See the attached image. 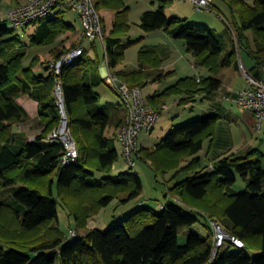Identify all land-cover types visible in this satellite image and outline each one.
I'll return each mask as SVG.
<instances>
[{"label":"trees","instance_id":"16d2710c","mask_svg":"<svg viewBox=\"0 0 264 264\" xmlns=\"http://www.w3.org/2000/svg\"><path fill=\"white\" fill-rule=\"evenodd\" d=\"M172 1L156 0L155 10L141 14V28L145 33L162 30L172 38L183 39L195 64L206 68L209 74L179 78L148 95L147 103L158 113L173 96L180 97V103L197 96L210 98L221 86L219 72L238 66L233 40L230 50L223 55L226 48L215 29L165 15L164 9ZM224 1L235 16L229 22L238 36L240 49L255 60L249 71L258 75L264 58V0H255L252 6L245 0ZM95 7L97 11L107 9L114 13L110 29L105 31L102 25L104 45L98 38L89 41L84 53L63 65L60 74H55L50 63L43 66L37 55L25 66L24 45L18 36H10L7 21L0 17V190H11L0 198V264H55L57 258L61 264H264V154L258 149L245 156L225 154L213 164V170L203 172L207 165L201 163L198 152L215 133L220 118L216 114L190 120L172 129L153 147L137 150L136 154L159 174L190 173L168 189L167 196L171 198L160 206L159 212L142 206L104 231L87 227L88 220L113 200L125 204L142 193V181L135 171L109 175L118 153L116 135L106 136L105 131L111 125L117 129L123 123L124 112L121 113L120 107L124 104L113 107L99 103L96 88L105 83L99 75L105 54L108 68L131 88L142 89L174 73L162 69L170 55L165 44L140 47L137 69H116L124 60L126 49L136 42L123 41L130 30L129 6L125 0H95ZM63 12L60 10L40 22L30 36V44L49 46L74 30L64 20ZM247 29L254 31L253 46L246 37ZM74 46L52 51H56L54 55L58 58ZM37 65L47 74L34 72ZM58 80L67 128L79 152L69 164L61 162L64 154L61 142L44 141L61 120L55 94ZM23 94L38 102L44 128L34 140L13 152L7 143L13 124L26 118L16 102ZM98 173L103 176H97ZM237 174L246 185L239 193L232 189ZM55 183L58 199L73 217L75 229L83 230L72 239L57 224ZM199 216L205 220L207 235L191 232L186 242L179 244V228L191 226L199 221ZM211 221L220 223L226 233L242 240L244 246L225 243L213 254ZM247 251L259 254L250 256Z\"/></svg>","mask_w":264,"mask_h":264},{"label":"rangeland","instance_id":"374dc122","mask_svg":"<svg viewBox=\"0 0 264 264\" xmlns=\"http://www.w3.org/2000/svg\"><path fill=\"white\" fill-rule=\"evenodd\" d=\"M152 1L153 0H125L126 5L129 6L128 20L130 23V30L128 34L123 37V41L124 42L136 41L133 44H131L125 51L126 61L128 62V65L126 66L127 69L131 70L137 66V52L140 47L154 44V42L155 43L159 42L157 41L158 38L156 36H153L151 38H147L146 36L144 37L145 32L140 26L141 14L147 10H155L156 8V3H152ZM173 2L175 4L174 5L175 8H179V9L192 8L191 6L192 4H190L189 2H180L178 0H173L170 5H172ZM62 9L64 10L63 12L64 20L67 23L72 24L75 27V29L72 31L71 30L67 31L65 34L61 35L52 45L49 46L31 45L30 36L35 32L40 22L46 21L48 18L53 17L55 14L59 13V11ZM98 11L100 17H102L101 32L103 34L102 25L105 28V31H108L112 25L114 13L113 11L107 9H101ZM166 13L168 15L171 14L168 8L166 10ZM48 16L43 17L42 19L37 20L23 28H15V27L12 28L8 22L5 23L11 29L10 36L13 35L18 36L20 41L25 47L26 57L23 61L25 66H27L30 63V60L36 55L39 56L40 61L44 62L43 66H45L46 63H50L51 61L57 59L54 55V53L57 50H61V51L65 50L71 47L73 44H76L77 46L78 44L81 43L86 49L89 47L90 44L89 41L87 40L81 41L82 39L80 34L81 22L74 11L66 8L64 5H59ZM189 23L195 24L191 20L189 21ZM196 25L200 26L199 24ZM231 27L233 28L231 30L232 32L231 35L237 47L236 57L241 71V74L240 73L236 74L234 82L236 87L238 86L241 87V85L243 86L245 83V76L240 67V64L242 67H244V69L245 67L249 69L250 67L253 66L255 60L246 51H242V49H240L238 36L234 32V27L233 26ZM245 34L249 41V44L253 46V39H254L253 29H247L245 31ZM142 36L143 38L141 39L140 37ZM224 38L226 39L227 42H229L230 40L229 36L225 34ZM174 41L176 42L172 44V47L174 48L175 55L177 56H174V60H173L175 62V65L173 67H170L175 70L173 75L163 81L149 83L147 86H145L146 88L143 87L141 89L143 98H146V96L153 94V92H159L164 88L174 84L179 78L185 76H193L196 74H201L204 77L209 74L206 68L199 67L196 64H192L193 63L192 55L185 50L183 39L177 38ZM74 47H72L71 49H73ZM52 49H55L56 51L53 52ZM192 65H194L195 68ZM39 69H42V67H39ZM35 72L39 73L38 68L35 70ZM97 91L100 94V100H99L100 104H106L107 102L111 104V106H118L123 104L121 98L109 86L102 84L98 87ZM57 93L58 91L56 90L55 94ZM179 98L180 97L178 96H173L167 100L165 109L159 113L158 121L151 132L142 131L139 133L137 137V150L142 147L143 148L153 147L160 139H162L172 129L179 127L190 120L207 116L205 115V113L208 112L209 109L214 110L216 112V102L213 98H203L201 96H197L193 100L188 101L187 103L186 102L180 103ZM227 105L232 108V115H233L232 124L236 127V131L238 132L239 129L242 130L244 135H248V138H252L254 141L257 142V144L260 141H263V145L261 143V148H262L261 150H264V129L257 133L253 126V129L251 128V132L248 133L247 124L242 117L243 115L242 111L244 108L239 106L238 104H235L234 102L228 103ZM120 110L121 113L124 112V121H125L126 118L125 106L124 105L121 106ZM61 122L62 120H60L59 125L61 124ZM123 123L118 127V129L123 125ZM114 130L115 129L112 125L108 127L107 130L105 131L106 136H109ZM250 134H252L253 137ZM238 138H240V136L237 135V139ZM116 149L118 153V159L116 163H118V165L121 164L125 167V169L121 170L122 172L132 170L138 173L142 181V193L139 197L125 204H120L117 199L113 200L107 206L103 207L94 217L90 218L89 219L90 222L88 220V222L90 223L87 224L88 228H90L91 226L92 228H97L100 229L101 231H104L112 223L124 220L126 217L131 215L133 212H135L138 208L142 206H146L156 212H159L161 209L160 206L163 203H166V201L169 198H171L170 196L169 197L167 196L168 189L178 181L183 180L188 176H190V173L187 172H181L176 176H174L173 171L159 174L150 165L148 161L140 158L137 154H134L133 156L134 166L131 167L125 161L124 156L122 155V149L120 147V144L117 142H116ZM198 155L203 156V154H200V152L198 153ZM186 162L187 159L183 162V164H185ZM121 171L112 170L109 175H115ZM97 176H103V174L98 173ZM232 189L235 190V192L237 193L243 192L246 189L245 182L238 174L236 175V181L233 184ZM10 192H11L10 188L7 189L5 188L0 190V198L9 195ZM53 197L57 199L56 210H57L58 227L67 236L68 230L70 228L75 229L74 221H73V217L69 214L68 210L63 207V205L60 203L58 199L56 183L53 185ZM218 224L220 225L221 229H223L222 225L220 223ZM82 232H83L82 229L80 230L77 229V233L81 234ZM191 232L207 235L208 228L205 226V220L203 217L199 216V221L195 222L191 226L179 228L178 243L184 244L186 242L187 235ZM66 242L67 241L65 240V243ZM231 249L235 250V247L232 246ZM247 253L250 256H256L257 254H259V252H255V251H247ZM55 264H61L59 258L55 260Z\"/></svg>","mask_w":264,"mask_h":264},{"label":"built area","instance_id":"2783aa9c","mask_svg":"<svg viewBox=\"0 0 264 264\" xmlns=\"http://www.w3.org/2000/svg\"><path fill=\"white\" fill-rule=\"evenodd\" d=\"M197 7L206 10L213 8V0H188ZM59 5L74 11L81 22V41H93L100 39L104 45L103 34L101 32V17L95 7L94 0H25L19 6H16L6 13L7 21L15 28H23L43 17L48 16ZM62 11H64L62 9ZM2 18V17H1ZM3 19V18H2ZM85 47L80 43L73 49L67 51L57 59L50 62L55 74H60L61 67L72 63L77 57L84 53ZM103 64L107 71L103 74V79L113 91H116L121 98L125 109L126 118L123 125L117 131V139L122 149V155L126 162L133 167V156L137 152V137L140 132H151L159 117L157 110L151 108L145 98L142 96L141 89L138 87L130 88L124 82H121L117 75L108 68V57L105 54ZM240 67L245 76L244 86L237 91L235 102L246 110L253 113L255 117L254 129L260 131L264 121V60L259 67V74L255 75L247 69ZM56 104L59 107L61 115V124L52 129L44 141L61 142L64 146V154L61 157L62 164H69L78 157V148L74 139L70 136L67 128V117L64 110L61 84L58 80L55 85ZM213 229V246L215 254L219 247L226 242H230L236 247H243V242L221 229L215 221H211ZM76 229H69L67 237L72 239L77 237Z\"/></svg>","mask_w":264,"mask_h":264},{"label":"crops","instance_id":"0c3cea01","mask_svg":"<svg viewBox=\"0 0 264 264\" xmlns=\"http://www.w3.org/2000/svg\"><path fill=\"white\" fill-rule=\"evenodd\" d=\"M178 1L189 2L190 4H192L191 5L192 8H186V9L175 8L174 7L175 4L173 2L172 5H168L164 9L165 15L168 18L179 17L187 20L188 22L191 20L195 24L204 25L215 29L222 39L223 46L226 48V50L223 52V55L226 54V52L230 50L231 43L233 40L231 35L232 33L231 30L233 28L231 27L232 24L229 22V20H235V16L232 14L227 3L224 0H213V8L211 10H206L197 7L193 2L188 0H178ZM254 1L255 0H245V2L250 6L254 4ZM24 2L25 0H0V17H2L5 21H7L6 19L7 11L16 6L23 4ZM152 3H156V0H153ZM156 8H157V3H156ZM167 8L170 10L171 13L169 15L166 13ZM225 34L230 37L229 42H227L226 39L224 38ZM145 36L147 38H151L153 36H156L158 38L157 41L159 42L157 43L154 42V44H150V45L165 44L169 47L170 55L165 60L162 69L164 71H171V70L175 71L173 68L170 67H173L175 65V62L173 60H174V56L177 55H175V50L172 47V44L176 42L174 40L177 38H172L168 36L162 30L147 32L145 33L144 37ZM184 47H185V43H184ZM192 58H193L192 64H195L193 55ZM127 65L128 62L126 61V54H125L124 60L119 66H117L116 69L130 70L126 68ZM192 66L194 67V65ZM39 67L42 66L40 65L35 66L34 72L38 68L40 74L46 75L47 71H45L43 67L42 69H39ZM137 68H138V63L137 66L131 70H135ZM106 71H107V67L102 63L99 67V75L101 78L103 77V74ZM238 73L241 74L239 65L238 66L232 65L223 68L218 75L221 79V86L210 97L213 98L216 102V112L214 110L209 109L208 112L205 113V115L216 114L219 115L220 118L216 122L215 133L213 137L211 139H206L203 142L202 149L199 151L200 154H203V156L198 155L201 158V163L203 165H207V167L203 170V172H208L213 170V164L219 159V157L225 154H235L236 156H245L252 149H258L262 154H264V150H261L262 149L261 143L263 145V141H260L257 144V142L254 141L252 138H248V135H244L242 130L239 129L237 132L236 127L232 124L233 123L232 108L227 104L232 102L237 104L235 102L237 91L244 86V85L243 86L241 85V87L235 86L234 80L236 74ZM194 76L202 77L201 74H196ZM98 87L96 88V90H98ZM145 99H147V96ZM16 102L25 111L26 118L23 121H20L19 123L13 124L12 126L11 129L12 136L10 141L7 143V147L13 152L18 151L25 142L34 140L35 136L39 134L44 128V123L39 116L38 102L35 99L31 98V96L27 94H23L16 98ZM106 104L111 106V104H109L108 102ZM242 113H243L242 117L247 124V132L249 133L251 132V128L253 129V126L255 124V117L252 112L246 109H243ZM117 129H115L109 135L111 136L113 133L116 135L115 147H116V142L119 143L117 139ZM263 129H264V121L262 123V129L260 131H262ZM260 131H256V132L258 133ZM237 135L240 136V138L237 139ZM250 135L252 136V134ZM123 169H125V167L121 164L118 165V163L116 162L112 167V170L114 171H121ZM262 190L264 192V179L262 182ZM89 222L88 224H90ZM90 228L92 227L90 226Z\"/></svg>","mask_w":264,"mask_h":264},{"label":"bare ground","instance_id":"6f19581e","mask_svg":"<svg viewBox=\"0 0 264 264\" xmlns=\"http://www.w3.org/2000/svg\"><path fill=\"white\" fill-rule=\"evenodd\" d=\"M48 17H49V16H48ZM241 241H242V240H241ZM227 243H229V242H226V244H227ZM243 243H244V242H243ZM224 246H225V245H224ZM212 251H213V249H212ZM213 254H214V253H213Z\"/></svg>","mask_w":264,"mask_h":264}]
</instances>
